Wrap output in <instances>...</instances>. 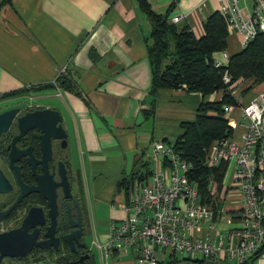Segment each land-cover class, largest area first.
Returning <instances> with one entry per match:
<instances>
[{
	"label": "crops",
	"instance_id": "obj_1",
	"mask_svg": "<svg viewBox=\"0 0 264 264\" xmlns=\"http://www.w3.org/2000/svg\"><path fill=\"white\" fill-rule=\"evenodd\" d=\"M251 1H241L245 14L251 10ZM146 2L156 14L171 7L170 16L183 15L177 24L190 26L196 37L204 34L206 19L219 11L217 0H177L174 5V0ZM150 32L139 0L0 3V95L55 82L61 73L72 78L76 94L48 88L18 97L45 96L46 90L65 95L63 104L58 99L51 108L59 109L64 117L68 146L80 166L89 208L96 215L99 204H110L111 221L123 219L122 206L129 196L125 186L117 189L118 182L141 161L149 163L151 172L156 165L150 158L153 143L172 144L181 133V123L193 120L202 101L200 94L185 88L159 89L155 97L149 93L151 65L146 42H150ZM226 42L230 54L240 51L239 33L228 31ZM245 81H240L241 87L239 81L233 85L238 104L232 106L229 118L234 121L243 122L241 107L264 93L263 82L251 85ZM220 97L218 92L213 98ZM158 160H162L160 155ZM138 173L144 174L143 169ZM116 196L120 197L117 201ZM97 221L101 225L94 243H105L107 232L100 227L111 221ZM218 223L221 230L227 227L226 219ZM100 255L101 264H143L124 249L107 257ZM158 256L160 264H194L168 252L158 251Z\"/></svg>",
	"mask_w": 264,
	"mask_h": 264
},
{
	"label": "built area",
	"instance_id": "obj_2",
	"mask_svg": "<svg viewBox=\"0 0 264 264\" xmlns=\"http://www.w3.org/2000/svg\"><path fill=\"white\" fill-rule=\"evenodd\" d=\"M241 1L217 0L228 31L241 35L243 49L264 34V0H252L247 14ZM169 18L176 23L183 15ZM230 55L221 51L214 67H223ZM222 79L231 84L227 71ZM231 110L232 105L224 107L230 135L214 140L204 157L209 168L224 164L220 181L210 179L213 205L189 181L191 165L172 144L156 141L150 156L155 168L131 182L123 219L111 221L105 243H96L103 256L124 249L143 264H160L158 251L203 264H249L252 258L264 259V93L241 107L243 122L231 120ZM221 218L227 221L222 230L218 228Z\"/></svg>",
	"mask_w": 264,
	"mask_h": 264
},
{
	"label": "trees",
	"instance_id": "obj_3",
	"mask_svg": "<svg viewBox=\"0 0 264 264\" xmlns=\"http://www.w3.org/2000/svg\"><path fill=\"white\" fill-rule=\"evenodd\" d=\"M176 2L177 0H174L173 5ZM139 5L151 25L150 42H146L147 57L151 65L149 93L155 97L159 89L185 88L202 96L193 120L181 123V133L172 146L191 165L189 181L196 185L198 192L208 203L210 179L220 181L224 164L209 168L204 163V157L214 140L231 133L222 106L225 103L232 106L238 104L228 84L223 82L222 74L224 71L228 72L231 78L230 85L240 79L250 80L251 85L264 83V34L259 33L245 48L231 54L227 64L216 68L214 61L227 46V19L223 14L216 11L209 16L204 22V34L196 37L187 24L178 25L179 22L170 21L171 7L164 14H156L146 0H139ZM48 88L77 93L72 78L68 74L61 73L56 77L55 82L1 94L0 100ZM218 92H221V97L213 98ZM134 169L135 171H132L128 177L118 182V190L125 186L126 193H129L131 182L140 178L137 176L138 172L143 169L144 177L150 172L149 163L143 161L135 164ZM193 262L203 264L200 260Z\"/></svg>",
	"mask_w": 264,
	"mask_h": 264
},
{
	"label": "flooded vegetation",
	"instance_id": "obj_4",
	"mask_svg": "<svg viewBox=\"0 0 264 264\" xmlns=\"http://www.w3.org/2000/svg\"><path fill=\"white\" fill-rule=\"evenodd\" d=\"M14 107L20 108V113L0 136V171L10 185V189L0 193V233L13 230H19L22 236L34 233L35 243L24 255L0 256V264H95L92 247L97 248L96 215L89 208L82 172L76 159L73 160L68 141L62 146V140H51V158L46 164L51 179L44 180L42 188L46 194L54 188L55 206H52L54 203L50 205L41 192L26 190L36 186L37 176L43 173L39 162L41 132L36 128L26 131L15 142L13 151L12 141L19 133L18 116L34 110ZM28 149L27 153H20ZM9 155L15 157L12 163ZM63 171L66 178L62 180ZM31 208L39 209V219L29 220L22 227ZM47 232L51 233L49 238ZM37 242H44L45 246L41 248Z\"/></svg>",
	"mask_w": 264,
	"mask_h": 264
},
{
	"label": "water",
	"instance_id": "obj_5",
	"mask_svg": "<svg viewBox=\"0 0 264 264\" xmlns=\"http://www.w3.org/2000/svg\"><path fill=\"white\" fill-rule=\"evenodd\" d=\"M20 113V108L13 107L10 109H6L0 112V136L3 132L7 131L9 125L16 117L17 114ZM18 122V135L13 139V151H14V144L15 142L26 133L29 129L36 128L40 133V150H41V159L39 162L43 165L42 170L43 173L37 176L38 184L36 186H31L30 188L26 189L27 191H38L41 192L46 198L49 199V203H54L52 206H55V193L54 188L50 193H45L42 188V182L44 180L51 179V176L46 172V164L47 161L51 158V140H62V146L66 145L68 141V133L66 127L64 126V117L61 111L57 108H36L34 110L26 111L21 116L17 118ZM30 149V148H29ZM28 150L21 151V154L27 153ZM11 155V154H10ZM9 155V157H10ZM15 157H10V162L12 163ZM62 180L66 178L64 175V171L61 172ZM10 189V185L4 179L3 173L0 171V193ZM54 207H51V210ZM50 210V212H51ZM4 214V212L2 213ZM40 213L39 209L31 208L28 212L26 218L24 219L22 227L28 225L29 220H36L39 219ZM46 236L48 238L51 236V233L47 232ZM34 233L32 235H26L25 233L23 236L19 232V230H13L7 233H0V256L2 255H24L26 254L31 245L35 243ZM50 239H48L49 241ZM41 248L45 245L44 242H37ZM6 248V251H3V248ZM100 255V253H99ZM100 259L103 262V259L100 255ZM100 261V262H101ZM96 264V263H95ZM205 264H217V261H206Z\"/></svg>",
	"mask_w": 264,
	"mask_h": 264
},
{
	"label": "rangeland",
	"instance_id": "obj_6",
	"mask_svg": "<svg viewBox=\"0 0 264 264\" xmlns=\"http://www.w3.org/2000/svg\"><path fill=\"white\" fill-rule=\"evenodd\" d=\"M230 36H232V35L230 34ZM238 81H239V83H237V85L239 87H241L239 84H240V81H242V80L240 79ZM235 83L236 82H233L232 87H230V84L228 85V87H229V89L231 91H234L233 90V87H234L233 85ZM243 83L244 84L246 83L245 79L243 80ZM241 92H243V91H241ZM44 93H45L44 94L45 96H43V95L38 96L39 94L38 95L36 94L33 98L30 97V96L29 97L27 96V97H11V98H8V99H1L0 100V112L4 111L6 109H9L11 107H14V106H19V107H21L23 109L24 108H29V107H34V108H36V107H46V106L50 107V108L51 107H56L57 104H56L55 101L58 102V99H60L61 103L63 104L65 95L63 93H61V91H60V94L58 96L55 95L56 92L54 93L53 90H46ZM29 95L33 96L32 94H29ZM226 105L227 104L225 103L222 106L223 110H224V107ZM115 199L117 201V200L120 199V197L116 196ZM214 201L215 200L213 198H210V202H208V203L213 205ZM111 214H112V207H111L110 204L109 205L108 204L105 205V204L101 203V204L98 205V211H97V214H96L97 215L96 216L97 220H103V221H109L110 222L111 221L110 219L112 218ZM98 222L99 221H97V224H98ZM97 224H96V228H98L99 225H101V224H98V225ZM107 229H108V225L100 227V231H102V232H105V231L107 232ZM93 237L94 236L91 237V241H92ZM103 238H104V235H103ZM92 248H93V253H94V256H95V263L96 264H101L99 250L94 245H93ZM253 264H264V259L260 257V258L256 259L253 262Z\"/></svg>",
	"mask_w": 264,
	"mask_h": 264
}]
</instances>
